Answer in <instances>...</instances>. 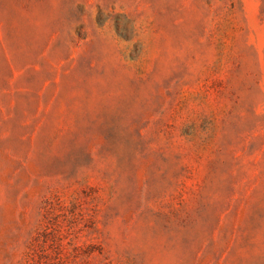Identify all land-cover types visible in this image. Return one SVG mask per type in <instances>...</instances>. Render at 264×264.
I'll list each match as a JSON object with an SVG mask.
<instances>
[{
    "label": "rangeland",
    "instance_id": "rangeland-1",
    "mask_svg": "<svg viewBox=\"0 0 264 264\" xmlns=\"http://www.w3.org/2000/svg\"><path fill=\"white\" fill-rule=\"evenodd\" d=\"M0 264H264V0H0Z\"/></svg>",
    "mask_w": 264,
    "mask_h": 264
}]
</instances>
